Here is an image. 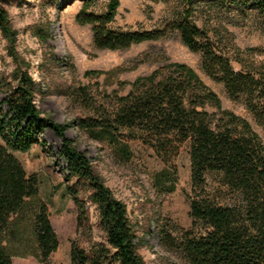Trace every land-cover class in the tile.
<instances>
[{
    "label": "trees",
    "instance_id": "obj_1",
    "mask_svg": "<svg viewBox=\"0 0 264 264\" xmlns=\"http://www.w3.org/2000/svg\"><path fill=\"white\" fill-rule=\"evenodd\" d=\"M173 2L176 9L153 30L111 28L116 0L101 13L81 11L77 20L92 25L93 44L100 50L126 49L176 32L189 51L200 55L203 72L223 86L230 100L240 101L264 129V68L238 63L240 69H235L222 37L211 36L194 19L196 11L203 16L214 13L218 19L253 13L264 30V0ZM3 17L0 8V25L5 28ZM35 95V84L23 74L0 101V264H12L13 255L44 263L58 248L47 205L38 198L37 180L26 175L13 154L29 152L46 129L61 140L57 156L65 162L68 178L88 185L104 234L88 249L72 241L70 264H142L124 205L65 138L64 127L40 116ZM108 106L103 119L82 127L98 129L97 136L105 134L111 140L114 132L139 140L166 163L189 143L191 225L188 230L161 229L162 246L187 264H264V145L250 124L223 110L218 96L182 64L135 82L128 94ZM67 192L78 210L79 230L86 223L84 205L74 191Z\"/></svg>",
    "mask_w": 264,
    "mask_h": 264
},
{
    "label": "rangeland",
    "instance_id": "obj_2",
    "mask_svg": "<svg viewBox=\"0 0 264 264\" xmlns=\"http://www.w3.org/2000/svg\"><path fill=\"white\" fill-rule=\"evenodd\" d=\"M112 1L95 0L90 6L86 0L0 2L5 27L0 25V101L21 75L30 77L40 116L64 127L65 138L124 205L142 264H187L177 252L162 246L159 233L161 229L190 228L189 143H183L176 157L166 163L139 140L127 139L120 132H114L111 140L105 134L97 136L98 129L82 126L103 119L108 105L128 94L135 82L182 64L218 96L223 110L246 120L263 145L264 129L240 101L230 100L223 86L203 72L200 55L189 51L176 32L126 49L95 48L92 25L80 23L77 15L81 11L101 13ZM116 2L113 29H158L176 9L173 0ZM194 19L211 36L222 37L235 69H240L238 63L250 69L264 68V30L255 14L229 13L218 19L214 13L203 16L196 11ZM60 145V138L46 129L29 152L13 153L26 175L37 180L38 198L47 205L58 248L44 263L33 256L13 255L12 264H70L72 241L88 249L104 239L88 185L68 178L65 162L57 156ZM68 189L84 205L86 223L79 230L78 210Z\"/></svg>",
    "mask_w": 264,
    "mask_h": 264
}]
</instances>
